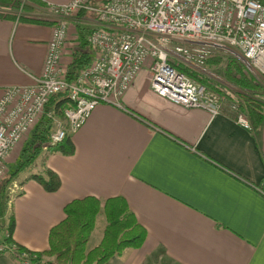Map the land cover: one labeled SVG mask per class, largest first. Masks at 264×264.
Segmentation results:
<instances>
[{
  "label": "crops",
  "instance_id": "crops-1",
  "mask_svg": "<svg viewBox=\"0 0 264 264\" xmlns=\"http://www.w3.org/2000/svg\"><path fill=\"white\" fill-rule=\"evenodd\" d=\"M76 22L88 31L97 25L92 16L68 20L61 57L66 67L79 42ZM52 29L53 22L0 14V95L42 74ZM149 76L146 66L139 70L121 107L92 110L69 135L72 154H39L40 172L46 166L60 177L56 191L30 177L39 155L17 175L6 198L14 220L11 240L27 251L44 250L67 202L94 195L102 204L122 196L146 237L104 264H264V107L260 126L245 128L228 107L231 100L240 102L241 90L232 89L230 101L211 113L158 95ZM22 138L7 155L9 169L24 157ZM105 223L101 208L87 250L99 244ZM5 235L0 230V242ZM16 252L0 253V264H25Z\"/></svg>",
  "mask_w": 264,
  "mask_h": 264
},
{
  "label": "built area",
  "instance_id": "built-area-1",
  "mask_svg": "<svg viewBox=\"0 0 264 264\" xmlns=\"http://www.w3.org/2000/svg\"><path fill=\"white\" fill-rule=\"evenodd\" d=\"M80 10L95 15L97 25L86 36L93 58L70 82L62 49L68 20ZM29 17L53 22V29L42 74L31 84L6 87L0 95V178L7 155L37 124L49 97L57 92L67 90L71 105L63 107L59 119L48 112L54 120L50 144L76 131L97 105L121 107V97L145 66L158 95L211 113L230 100L222 102L218 93L183 68L202 71L213 54L231 50L246 60L256 80H264V0H109L102 7L90 0H70L46 3ZM239 103L231 100L228 107L240 125L250 128ZM17 250L12 240L0 242V253ZM34 255L18 251L25 264H31Z\"/></svg>",
  "mask_w": 264,
  "mask_h": 264
},
{
  "label": "trees",
  "instance_id": "trees-1",
  "mask_svg": "<svg viewBox=\"0 0 264 264\" xmlns=\"http://www.w3.org/2000/svg\"><path fill=\"white\" fill-rule=\"evenodd\" d=\"M28 1L38 5L46 4L41 0H0V14L24 21L46 22V20L37 17L27 16L31 8ZM108 1L90 0V4L102 7ZM2 9L10 11L2 12ZM13 10L20 11L22 14L13 12ZM85 13L95 17L93 13L81 10L76 14V18ZM75 27L78 32L79 42L71 50V60L66 67V80L70 82L74 80L79 70L89 64L93 58V51L89 52L87 50V46L90 45L86 36L90 31L86 30L87 33L84 35L83 27L85 26H82L79 22L75 23ZM217 61V58L209 60L210 63ZM226 68L228 70L227 78L233 79L235 85L241 90V92L237 93L240 99L239 108L245 113L250 125L255 130L260 126L263 116L264 101L254 97L256 89L260 88V85L245 74L235 60H229ZM183 70L191 73L185 68ZM236 71L240 76L239 74L238 76L234 74ZM67 105H71L67 90L57 92L49 97L44 113L38 119L37 124L28 131L29 140L22 148L24 157L21 156L17 160L15 167L8 171L6 170L0 178V209L4 210L8 187L21 171H24L29 165L34 163L36 157L44 149L65 155L73 153L74 145L69 136L70 134L66 135L59 143L50 144L49 142L51 119L47 117V114L52 111L55 115L62 118V109ZM30 177L36 180L47 192L56 191L61 184L58 174L46 166L40 173L32 174ZM101 208L106 222L102 238L98 245L87 250L86 244L94 228L96 215ZM63 213L64 217L49 229L48 247L37 252L28 251L35 254L29 257L31 264H104L110 257L120 254L127 247H140L146 237L145 228L138 223L122 196L106 198L102 204L99 198L94 195L72 199L63 206ZM13 226V215L10 214L5 226L9 236L5 237L3 241L11 240L10 233ZM21 250L25 249L18 246L17 251ZM17 254L18 252H16Z\"/></svg>",
  "mask_w": 264,
  "mask_h": 264
},
{
  "label": "rangeland",
  "instance_id": "rangeland-1",
  "mask_svg": "<svg viewBox=\"0 0 264 264\" xmlns=\"http://www.w3.org/2000/svg\"><path fill=\"white\" fill-rule=\"evenodd\" d=\"M30 5H31L30 11L27 14L28 17L30 16V13H37L38 14L40 11V8L42 6V5H38L35 3H30ZM15 12L19 13L20 15L22 14L20 11H15ZM74 16H76V15H74ZM82 16H84V18H85L86 16H90V15L85 13V14H82L80 17H82ZM89 29L90 28H88L87 25H85V27H83L84 35L87 33L86 30H89ZM77 34H78V32H77ZM78 41H79V37H78ZM87 50L89 52H92V49L90 46H87ZM212 58H217L218 61L210 63L209 60H211ZM231 59L235 60V62L241 66L242 71L245 74H247L248 76H250L251 78H253V80H255V82L260 85V88L258 87L256 89V92H255L256 94L254 95V97H258L264 101V80H261V79L259 81L256 80L257 77H256L255 73L253 72V70L251 69V67L249 66V64L246 62V60L242 59L241 56H239V54L235 51H231V50L219 51V52L213 54L209 58V60L205 63L204 70L196 71L197 68H192L188 71L191 72L189 74L193 77V79L204 84L208 89L218 93L220 98L222 99V102H225L228 97H231L229 93L233 92L232 89L240 90V88H238V86L237 87L235 86L234 80L229 79L226 76L227 72H228V70L226 68V64ZM234 74H236L238 76L239 73H237V71H236V73L234 72ZM239 76H240V74H239ZM227 81L230 85H228V83H226ZM234 100H236V99H234ZM50 112H52V111H50ZM54 115H55V113H54ZM55 117H57V115H55ZM57 118L59 119L61 117H57ZM53 124H54V120L51 119V126H53ZM28 136H29V133L27 135L23 136V138H22L23 144H27V142L29 140ZM45 147H46V145H45ZM21 152H22V150H21ZM41 158H42L41 155H39V158L37 159V164L35 161V165L31 169L33 174L40 173V166L38 164V161H40ZM6 170L7 171L9 170V167L7 165H6ZM18 178H20V177H18ZM11 193H13V192H11ZM10 214H12V206H10V203H7V199H5L4 210L0 209V230H1V232H3V234H5L7 232L6 227H4L3 225L5 223L7 224Z\"/></svg>",
  "mask_w": 264,
  "mask_h": 264
}]
</instances>
